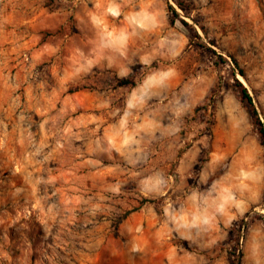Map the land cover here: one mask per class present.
Returning <instances> with one entry per match:
<instances>
[{
	"label": "rangeland",
	"instance_id": "rangeland-1",
	"mask_svg": "<svg viewBox=\"0 0 264 264\" xmlns=\"http://www.w3.org/2000/svg\"><path fill=\"white\" fill-rule=\"evenodd\" d=\"M186 1L0 0V264H264V0Z\"/></svg>",
	"mask_w": 264,
	"mask_h": 264
},
{
	"label": "trees",
	"instance_id": "trees-1",
	"mask_svg": "<svg viewBox=\"0 0 264 264\" xmlns=\"http://www.w3.org/2000/svg\"><path fill=\"white\" fill-rule=\"evenodd\" d=\"M175 4L177 5V7L182 10L185 14H189L190 12V9L187 7L186 5V0H174ZM169 12L171 14V23L172 24H175L176 21H181V23L183 25H185L187 28H190V30L195 34V36L197 37V39H201L200 35L197 33V31L195 30V28H193L189 23H187L186 21L182 20L181 19V16L179 14V12L177 11V9L169 4ZM212 52H214L215 55H217V57L223 61V62H226V59L222 56V55H219L217 54L215 51H213L212 49H210ZM233 60V63L234 65L236 66V68L238 69L239 68V65L238 63L236 62V60L234 58H232ZM240 70V73L244 75V72L239 68ZM236 84H237V87L240 89L241 91V94H242V97H243V100L250 106L252 107L253 109V114L254 116L257 118L258 122H259V125L261 127L260 129V134L263 138V141H264V126L263 124L261 123L260 119H259V115L255 109V106H254V100H253V97L250 95L248 89L238 80H236ZM119 85L120 86H136V82H134L133 80H131L130 78H124V79H121L119 81ZM230 257H233V255L231 254ZM232 264H239V257L237 258H234L232 259Z\"/></svg>",
	"mask_w": 264,
	"mask_h": 264
}]
</instances>
